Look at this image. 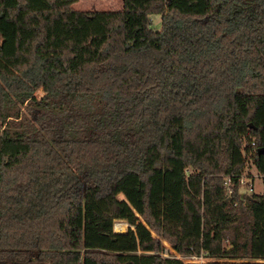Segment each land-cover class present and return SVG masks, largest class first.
<instances>
[{
    "label": "trees",
    "instance_id": "trees-1",
    "mask_svg": "<svg viewBox=\"0 0 264 264\" xmlns=\"http://www.w3.org/2000/svg\"><path fill=\"white\" fill-rule=\"evenodd\" d=\"M76 1L0 0V264H264V0Z\"/></svg>",
    "mask_w": 264,
    "mask_h": 264
},
{
    "label": "rangeland",
    "instance_id": "rangeland-1",
    "mask_svg": "<svg viewBox=\"0 0 264 264\" xmlns=\"http://www.w3.org/2000/svg\"><path fill=\"white\" fill-rule=\"evenodd\" d=\"M121 8V0H77L76 3L72 6V9L80 12H107V11H118ZM150 20V28L153 30L158 31L160 29V20L158 16H151ZM42 96V93H41ZM40 96V97H41ZM37 97V98H40ZM243 180H248V177L252 179V193L258 195H264V181L263 179L257 174L255 168L253 167L249 158H247L244 169L242 171ZM248 182V181H247ZM225 192V191H224ZM239 192L242 194L243 192L246 193L245 187L239 186ZM127 228V226H126ZM161 248L158 250V253L162 255H174V252L169 248L168 239H161ZM230 247V246H229ZM228 248V247H227ZM140 252L139 249L136 250ZM185 262L195 263V261H189L183 258ZM209 261L206 260L205 262Z\"/></svg>",
    "mask_w": 264,
    "mask_h": 264
},
{
    "label": "built area",
    "instance_id": "built-area-1",
    "mask_svg": "<svg viewBox=\"0 0 264 264\" xmlns=\"http://www.w3.org/2000/svg\"><path fill=\"white\" fill-rule=\"evenodd\" d=\"M248 181V182H247ZM243 180V177H242V174L240 175V177H239V180H238V185L240 186V187H245V189H246V193H251L252 192V179L250 178V177H248V180ZM225 184H226V189H225V192H224V194L225 195H228V194H230V188L227 186V184H228V179L226 180V182H225ZM242 195H247V194H245L244 192L242 193ZM162 255V254H161ZM173 255V254H172ZM164 256H168V255H164ZM175 258H178V259H180L181 261H183V258L184 259H187V260H189V261H195V263L196 264H200V263H203V262H205L206 261V259H204L202 256H196V255H189V256H185V257H180L179 255H177V254H175L174 253V255H173ZM183 262H185V261H183ZM185 263H191V262H185ZM194 263V262H193Z\"/></svg>",
    "mask_w": 264,
    "mask_h": 264
},
{
    "label": "water",
    "instance_id": "water-1",
    "mask_svg": "<svg viewBox=\"0 0 264 264\" xmlns=\"http://www.w3.org/2000/svg\"><path fill=\"white\" fill-rule=\"evenodd\" d=\"M260 151H262V149H260ZM126 226H127V224H126ZM126 229H127V228H126ZM125 231H126V230H125ZM230 248H231V247H228L227 250H229Z\"/></svg>",
    "mask_w": 264,
    "mask_h": 264
},
{
    "label": "crops",
    "instance_id": "crops-1",
    "mask_svg": "<svg viewBox=\"0 0 264 264\" xmlns=\"http://www.w3.org/2000/svg\"><path fill=\"white\" fill-rule=\"evenodd\" d=\"M248 195V194H247ZM247 195H245V196H247ZM170 248V247H169Z\"/></svg>",
    "mask_w": 264,
    "mask_h": 264
}]
</instances>
